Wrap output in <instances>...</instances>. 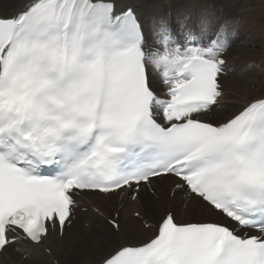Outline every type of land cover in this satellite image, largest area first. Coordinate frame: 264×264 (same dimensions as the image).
<instances>
[{
    "label": "snow or ice",
    "instance_id": "6c2138e0",
    "mask_svg": "<svg viewBox=\"0 0 264 264\" xmlns=\"http://www.w3.org/2000/svg\"><path fill=\"white\" fill-rule=\"evenodd\" d=\"M231 47L210 14L116 0L0 15V260L60 264L80 199L147 195L163 211L134 210L139 235L109 215L93 264H264V92L215 115Z\"/></svg>",
    "mask_w": 264,
    "mask_h": 264
},
{
    "label": "bare ground",
    "instance_id": "6f19581e",
    "mask_svg": "<svg viewBox=\"0 0 264 264\" xmlns=\"http://www.w3.org/2000/svg\"><path fill=\"white\" fill-rule=\"evenodd\" d=\"M223 1L225 2V1H235V0H223ZM241 1L242 0H239V1L236 0L235 2L240 3ZM244 1H247V0H244ZM27 2H28V0H0V8L5 9L6 12L15 14ZM178 2L179 1L172 2V3L167 2L165 4H162L160 7V11H159L158 8L152 7V5H146L148 3V0H116L118 9H119V7H121L123 5H127V4H132L134 6H137L139 9V14L141 16L142 21H147L152 16H154L156 14H160V13H168V14L172 15V10L175 9L177 6H179ZM202 2H206V0L202 1ZM247 2H248V4L245 2L240 3L238 8L237 7L236 8L237 9H244L245 4H247L249 7H254L251 10L256 11L257 9H259L256 6V5H259L258 3L255 4V3L250 2V1H247ZM261 4H262V2H261ZM205 7H207L209 9V10H206V14H208L209 12H213L211 15L215 19H217V20L220 19V21L223 19L226 21H229V19L225 18V14L223 13L224 8L221 9L220 5L218 6L217 10L213 9V7H214L213 4L211 6L209 4H207ZM223 7H225V6H223ZM186 8L187 7L182 5V7H178L176 9V11L179 14H181V13H183V11ZM188 9H189V11L191 10L192 12H195V9L192 10L191 7H188ZM228 12H230V11L228 10ZM257 13H258V11H257ZM200 15H202V13H199V16ZM258 15H260V17L264 16V10L262 8H261V13L260 14L258 13ZM227 28H228V26H227ZM251 40L253 41V39H251ZM259 43H261V42H259ZM250 50H252V49H250ZM261 52H263V51H261ZM235 56H236V61H233L232 66L230 63V68L233 69V72L230 74H227L225 76L224 81H223L226 98L229 101L227 100L228 103L225 104V105H227V107H225L222 110H217V112L215 113L216 116H220V115H223L225 113L231 112L234 110L233 106L242 104L245 101V99L249 98L250 96L258 95V94L264 92V72H262L261 74L257 73V72L255 73L256 70L254 68L249 73H247L246 75L241 76L240 73H245V68H243V64H245V67L248 66V64H247L248 60L246 59L245 61H243L244 57H242V53H240V52H236ZM253 56H255V55H253ZM255 61H256L257 67L259 64H261L262 67L264 68V59H263V61L258 60V59ZM226 83H228V85L225 86ZM252 87H254V88L252 89ZM159 187L161 189H164V186H159ZM149 200H150V205L148 207L150 208V210H148L147 213H151L152 217L158 216L159 213L161 211H163V209H160L159 205L157 206L153 199L149 198ZM90 204H97L99 207L102 208V205L99 204V202H97V201L92 202ZM83 220H85L89 224L88 229L82 230V229L76 228V226H74L73 229L68 231L67 239L63 242H58L57 251H58V253H60V255H59L60 264H93V262L97 258L94 255L95 250L99 246H102V245L106 246L109 243L113 242L115 239H117V237H113L112 233L110 232L111 229L109 227L108 228L110 229V231L109 230L106 232L101 231L102 229H104L105 224L100 223V225H99L98 223L100 222V219L94 218L93 214H90V213L87 214L86 216L83 217ZM135 228L139 229L138 226H135ZM127 232H130V231H127V230L122 228V233H127ZM131 233L133 235H137L134 232H131ZM107 238H110V242L105 243L104 241ZM49 243H51V242H49ZM10 259H11L13 264H19L20 260H19V257L17 255H11Z\"/></svg>",
    "mask_w": 264,
    "mask_h": 264
},
{
    "label": "rangeland",
    "instance_id": "374dc122",
    "mask_svg": "<svg viewBox=\"0 0 264 264\" xmlns=\"http://www.w3.org/2000/svg\"><path fill=\"white\" fill-rule=\"evenodd\" d=\"M177 1H179L178 2L179 6H177L175 9L172 10L173 17L180 15L176 11V9L178 7H182V5L187 7L183 11V13L188 12L189 11L188 7H191L192 10L195 9V12H193V13L196 16H199V13H202V15H206V10H209L207 7H205L207 4H209L210 6L213 4L214 5L213 9H215V10H217L219 5L221 6V9L224 8L223 13L225 14V18L229 19V21L225 20V23L228 26V30L232 36V39H233L232 47L228 51L229 56L227 55L228 63L229 64L231 63V66H232L233 61H236V56H235L236 52H240V53H242V57H244L243 61H245L246 59L248 60V63H247L248 66L245 67V64H243V68H245V73H240L241 76L246 75L247 73H249L254 68L256 70L255 73L257 72V73L261 74L262 72H264V68L262 67V65L259 64L257 67L256 61H255L257 59L263 61V59H264V16L260 17V15H258V13L259 14L261 13V8L264 10V4H263L264 0H247V1L253 2L255 4L256 3L259 4V5H256L259 8L256 11L251 10L254 7H249L247 5L248 2L244 1V0H242L240 2V3H243V2L247 3V4H245L244 9H237L238 6L240 5V3L235 2L236 0L235 1H225V2L223 0H219V1L218 0H215V1L214 0H206V2H202L205 0H148V3L146 5H152V7H156L160 11V7L162 4H165L167 2L172 3V2H177ZM261 2H262V4H261ZM215 5L216 6L218 5V6L216 7ZM223 6H225V7H223ZM228 10L230 12H228ZM257 11H258V13H257ZM212 13L213 12H209L208 14L211 15ZM218 20L220 21V19H218ZM223 20H221V21H223ZM251 39H253V41ZM259 42H261L262 44ZM250 49H252V50H250ZM261 51H263V52H261ZM253 55H255V56H253ZM253 88L254 87H252V89ZM227 100L228 99L225 96L224 104L228 103L229 100L228 101ZM104 242L105 243L110 242V238L105 239Z\"/></svg>",
    "mask_w": 264,
    "mask_h": 264
}]
</instances>
